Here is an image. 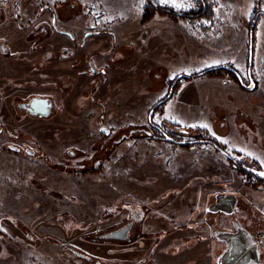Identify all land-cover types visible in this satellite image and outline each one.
I'll return each instance as SVG.
<instances>
[{"label": "rangeland", "instance_id": "1", "mask_svg": "<svg viewBox=\"0 0 264 264\" xmlns=\"http://www.w3.org/2000/svg\"><path fill=\"white\" fill-rule=\"evenodd\" d=\"M165 3L189 10L196 0ZM212 4L213 23L164 15L143 22V0H0V145L44 148L35 156L32 196L0 204V219L13 228L0 224V264L56 263L43 245L34 253L15 235L44 220L35 213L66 204L79 222H92L127 198L150 209L157 192L176 181L165 173L182 169L175 161L228 178L225 186L255 219L251 238L264 264V219L257 222L247 199L264 203V0ZM220 67L238 79L205 73ZM30 92L51 97V117L21 118L18 103ZM201 133L224 153L201 143Z\"/></svg>", "mask_w": 264, "mask_h": 264}, {"label": "crops", "instance_id": "2", "mask_svg": "<svg viewBox=\"0 0 264 264\" xmlns=\"http://www.w3.org/2000/svg\"><path fill=\"white\" fill-rule=\"evenodd\" d=\"M19 113L21 118L48 119L30 116L22 110ZM4 128L2 126L3 131ZM7 131L4 134H9ZM38 149L44 150L35 142L0 145V204L3 207L7 208L5 202L12 196L28 198L32 194L29 187H38L39 180L35 176ZM173 164L182 169L162 171L168 175L166 178L176 181L171 188L164 186L157 192V202L150 209L136 208L127 198L119 207L96 211L94 221L79 222L64 204L59 212L35 213L43 215L40 218L44 220L26 222L30 230H27L28 235L21 231L15 234L18 242L32 248L34 253L43 245L48 249L45 256L55 259V264H154L151 254L155 250L158 253L155 264H232L235 258L239 264L246 260L244 251L254 245L250 229L255 219L239 204L235 197L237 191L225 186L230 183L228 178L220 176V169L214 173L209 166L196 167L176 161ZM49 174L48 181L52 182L53 174ZM212 183L218 186L216 190L210 188ZM247 196L252 207L257 206L259 223L260 215L264 219V203H258L252 195ZM11 218L9 222L19 227ZM0 224L5 232H13L3 219ZM20 234L27 241L19 237ZM251 258L259 264V254Z\"/></svg>", "mask_w": 264, "mask_h": 264}, {"label": "trees", "instance_id": "3", "mask_svg": "<svg viewBox=\"0 0 264 264\" xmlns=\"http://www.w3.org/2000/svg\"><path fill=\"white\" fill-rule=\"evenodd\" d=\"M156 15H162V16L164 15V16H168L173 19L176 17H179L188 22L190 21L197 22L202 19H207L208 21L213 23L214 22L213 20L216 16V11L212 4V0H196V3L189 10L176 9L170 5H167L165 3V0H143V17H144L143 22H147L148 20L152 19ZM253 20L254 18L251 21L252 23H253ZM221 71H226L229 74L233 75L236 79H238L235 72L227 70L223 67L206 70L205 73L212 75V74H215ZM163 103L164 101L155 105L153 115L158 109H160ZM159 136L162 137V135L160 134V131H159ZM171 136L175 138L177 141L182 140V138L178 136L177 134H174V135L171 134ZM199 141L203 144H211L216 149L224 153V149L215 141V139H213L210 135H207L206 133L200 134ZM171 143L174 145H179V144L189 145L188 141L185 143H182V142H171ZM238 167H241V166L238 164ZM239 169L242 172V168H239Z\"/></svg>", "mask_w": 264, "mask_h": 264}, {"label": "flooded vegetation", "instance_id": "4", "mask_svg": "<svg viewBox=\"0 0 264 264\" xmlns=\"http://www.w3.org/2000/svg\"><path fill=\"white\" fill-rule=\"evenodd\" d=\"M23 98H26V99L24 101L18 103V107L22 111H25L28 115L34 116V117H40V118L51 117V114L53 112V103H52L51 99H49V98H51L49 95H40V94L37 95V94L30 92V93L26 94ZM34 98L48 99V103L52 104V109H51L52 111H51L49 116H47V117L43 116L42 111H41V105L39 103L32 104V100ZM34 111L37 112V114H34L35 113ZM245 256H247L246 260L241 261V263H239V264H255L254 259L251 258L250 255H245ZM235 260H236V258L234 259L232 264H238L235 262Z\"/></svg>", "mask_w": 264, "mask_h": 264}, {"label": "water", "instance_id": "5", "mask_svg": "<svg viewBox=\"0 0 264 264\" xmlns=\"http://www.w3.org/2000/svg\"><path fill=\"white\" fill-rule=\"evenodd\" d=\"M253 89V85H251L250 87H248V90H252ZM39 103L41 105V111L43 116L47 117L50 115L51 113V109H52V104L48 103V99H44V98H34L32 100V104H36ZM35 112V111H34ZM153 112H151L152 114ZM34 114H37V112H35ZM170 142H175V140L168 138L167 139ZM255 245L249 246V248H247L244 252L247 255H251L252 257H254L255 255L258 256V254L260 255L261 250L259 248H255ZM238 263V260L236 261Z\"/></svg>", "mask_w": 264, "mask_h": 264}, {"label": "built area", "instance_id": "6", "mask_svg": "<svg viewBox=\"0 0 264 264\" xmlns=\"http://www.w3.org/2000/svg\"><path fill=\"white\" fill-rule=\"evenodd\" d=\"M262 245H264V236H260V242Z\"/></svg>", "mask_w": 264, "mask_h": 264}]
</instances>
